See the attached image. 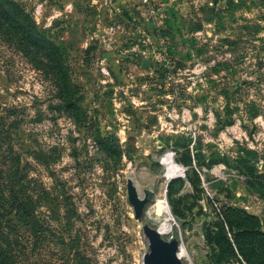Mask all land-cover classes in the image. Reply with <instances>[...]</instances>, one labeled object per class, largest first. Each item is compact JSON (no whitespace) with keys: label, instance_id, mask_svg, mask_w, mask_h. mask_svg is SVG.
<instances>
[{"label":"rangeland","instance_id":"1","mask_svg":"<svg viewBox=\"0 0 264 264\" xmlns=\"http://www.w3.org/2000/svg\"><path fill=\"white\" fill-rule=\"evenodd\" d=\"M16 1L61 46L82 96L79 120L55 110L50 77L0 39V169L9 141L49 198L65 193L75 211L65 217L61 203L54 212L38 204L46 238L28 264H142L143 223L177 239L181 264H207L203 227L223 205L256 214L264 226V189L232 166L249 148L264 181V0ZM231 57L230 68L211 73L214 60ZM229 83L240 108L221 125L213 109L223 103L218 87ZM248 99L259 106L251 119ZM98 139L116 142L120 153L106 154ZM182 144L188 164L175 159ZM127 178L139 195L150 192L140 217L127 200Z\"/></svg>","mask_w":264,"mask_h":264},{"label":"trees","instance_id":"2","mask_svg":"<svg viewBox=\"0 0 264 264\" xmlns=\"http://www.w3.org/2000/svg\"><path fill=\"white\" fill-rule=\"evenodd\" d=\"M225 1L227 5L242 4L240 0ZM163 32H168L166 27ZM0 39L18 46L20 52L50 77L56 99L50 105L57 111L67 113L74 121L79 120L82 116L80 105L82 96L70 80L61 46L37 27L32 16L16 0H0ZM218 41L226 45L234 42L228 37H220ZM260 48L264 49V39ZM197 51L200 49L197 48ZM189 57L190 53L187 51L183 59ZM233 59L231 57L214 60L209 66L211 73L230 68ZM258 62L261 63L260 60ZM177 64L183 67L182 62ZM209 81L214 79L209 78ZM236 89L234 83L222 84L217 89L223 103L220 108L213 109V113L221 125L231 123L234 112L240 108L235 103L239 98L232 96ZM242 105L248 119L259 114V106L253 100H245ZM3 117H0L1 124L4 122ZM14 122L10 121L8 125L15 126ZM97 142L101 150L108 155L117 156L120 153V147L116 142H106L102 139H98ZM5 145L6 152L3 157L5 163L3 169H0V264H24V261L28 264L29 254L46 238V218L38 215V204L54 212L57 204L61 203L65 217H69L75 211L69 195L65 193L59 195L61 201H56L55 195L50 196V199L47 189L28 175L27 162L20 161V155L9 141H6ZM181 148L182 151L175 159L188 164L191 161L188 147L182 144ZM239 151L232 159V166L244 175L247 184L262 191L263 175L256 171L254 151L249 148H241ZM223 160L226 164V159ZM172 180L174 179L170 181ZM170 184H167L166 197L171 212L177 216L179 213L175 208V201L170 197L172 193ZM202 233L210 248L207 264L233 261L237 264H264V226L256 214L234 205H223L215 214V220L203 227ZM82 259L87 260L85 256Z\"/></svg>","mask_w":264,"mask_h":264},{"label":"water","instance_id":"3","mask_svg":"<svg viewBox=\"0 0 264 264\" xmlns=\"http://www.w3.org/2000/svg\"><path fill=\"white\" fill-rule=\"evenodd\" d=\"M146 59H142L140 67H145ZM126 196L133 209V215L140 217L143 213L144 204L149 199V190H143L139 195L130 178L126 179ZM145 236L148 250L143 253L142 264H181L178 256V241L176 238H163L160 232L147 223L141 226Z\"/></svg>","mask_w":264,"mask_h":264},{"label":"bare ground","instance_id":"4","mask_svg":"<svg viewBox=\"0 0 264 264\" xmlns=\"http://www.w3.org/2000/svg\"><path fill=\"white\" fill-rule=\"evenodd\" d=\"M145 211H146V210H145V208H144V209H143V213H145ZM161 224H162V223H161ZM164 229H165V228H164ZM158 231H159V230H158ZM159 232H160V231H159ZM160 233H161V232H160ZM178 253H179V252H178Z\"/></svg>","mask_w":264,"mask_h":264}]
</instances>
